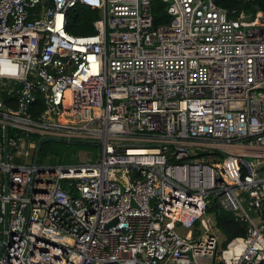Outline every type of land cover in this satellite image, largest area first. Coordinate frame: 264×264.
<instances>
[{
  "label": "built area",
  "instance_id": "built-area-1",
  "mask_svg": "<svg viewBox=\"0 0 264 264\" xmlns=\"http://www.w3.org/2000/svg\"><path fill=\"white\" fill-rule=\"evenodd\" d=\"M163 1L0 0V264L264 262V11ZM79 4L95 34L67 31ZM213 203L247 234L222 247Z\"/></svg>",
  "mask_w": 264,
  "mask_h": 264
},
{
  "label": "trees",
  "instance_id": "trees-1",
  "mask_svg": "<svg viewBox=\"0 0 264 264\" xmlns=\"http://www.w3.org/2000/svg\"><path fill=\"white\" fill-rule=\"evenodd\" d=\"M216 1L219 6L227 9L232 16H236L240 12L254 15L258 11H264V0ZM164 5L165 3L163 0H154L153 9L157 24L166 22V20H163ZM99 17V10L96 8L86 7L81 4L77 5L76 7H72L67 11V31L76 35L95 34L97 30L94 24ZM62 148H73L76 152L94 150L93 145L90 142L67 143L58 140H43L39 147L40 161H42V154L47 153L48 149L59 151ZM208 155L210 156L211 164L213 165H217V163L221 162L225 157V154L220 151H215L211 154L209 153ZM208 211L209 213L214 214L216 227L225 237L223 246H226L227 243L234 237L247 234V225L244 222L237 221L231 213L219 210L214 203L211 204ZM260 264H264V262Z\"/></svg>",
  "mask_w": 264,
  "mask_h": 264
},
{
  "label": "rangeland",
  "instance_id": "rangeland-1",
  "mask_svg": "<svg viewBox=\"0 0 264 264\" xmlns=\"http://www.w3.org/2000/svg\"><path fill=\"white\" fill-rule=\"evenodd\" d=\"M58 149H60V148H58ZM86 155L87 154L85 151L76 152L73 148H65V149L62 148L59 151L48 149L47 153L42 154L41 160H42V162H46V163L73 164V163L80 162L82 159H86ZM214 157H216V156H214ZM1 159H2V157H0V160ZM88 159L93 160L94 154H89ZM16 161H18V162L20 161L21 163H23L25 161L24 155H23L22 160L17 159ZM249 210L251 211V209H249ZM178 231L182 234H185L187 230L184 229L183 227H179ZM218 234L220 235L221 241L223 242L225 240V237L221 234L220 231ZM222 247H225V246H223V243H222ZM193 264H195V263H193Z\"/></svg>",
  "mask_w": 264,
  "mask_h": 264
},
{
  "label": "water",
  "instance_id": "water-1",
  "mask_svg": "<svg viewBox=\"0 0 264 264\" xmlns=\"http://www.w3.org/2000/svg\"><path fill=\"white\" fill-rule=\"evenodd\" d=\"M3 146H4V160H8V153H9V128L8 126H5L3 130ZM4 184H5V193L8 190V179L5 176L4 179ZM8 226V212H7V205H6V210H5V228ZM4 247L0 251V256L3 253Z\"/></svg>",
  "mask_w": 264,
  "mask_h": 264
},
{
  "label": "bare ground",
  "instance_id": "bare-ground-1",
  "mask_svg": "<svg viewBox=\"0 0 264 264\" xmlns=\"http://www.w3.org/2000/svg\"><path fill=\"white\" fill-rule=\"evenodd\" d=\"M229 149H230V150H233V151H237V150H238V151H241V150H243V149H240V148H234V147H230Z\"/></svg>",
  "mask_w": 264,
  "mask_h": 264
}]
</instances>
